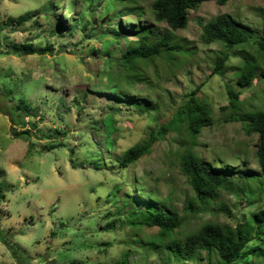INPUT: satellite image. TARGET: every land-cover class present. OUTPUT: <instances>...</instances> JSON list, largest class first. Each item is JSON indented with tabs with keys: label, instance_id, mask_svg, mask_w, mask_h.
<instances>
[{
	"label": "rangeland",
	"instance_id": "1",
	"mask_svg": "<svg viewBox=\"0 0 264 264\" xmlns=\"http://www.w3.org/2000/svg\"><path fill=\"white\" fill-rule=\"evenodd\" d=\"M54 1L63 8L54 5L51 11L47 5ZM110 1L115 12L108 10ZM155 1L0 0V264H116L127 250L129 264H208L204 253L201 262H179L168 258L164 248L150 251L146 242L158 236L156 227L131 230L118 223L116 229H106L116 219H108V213L115 214L125 200L128 205L121 213L143 209L147 193L159 200L154 205L166 201L183 220L168 241H183L209 222L244 224L256 237L249 247L259 244L261 255L236 264H264V238L257 233L261 223L248 224L251 213L264 208V175L259 185L248 184L254 193L221 190L219 199L204 210L197 201L196 213H185L195 194L181 170V156L195 143L182 127L159 139L133 165L121 166L126 150L179 115L187 95L202 86L199 94L211 107L214 125L197 136L195 153L216 168L250 171L258 178L259 136L248 134L243 123L228 121L230 111L225 109L230 106L228 89L233 88L241 93L244 113L264 110V78L258 73L251 87L241 88L240 54L230 58L223 75L211 77L214 61L229 49L221 41L202 40V25L228 14L250 29L252 39H261L264 0H231L225 6L206 1L190 12L186 30L173 33L174 42L189 43L190 54L169 53L167 59L139 62L146 80L130 87L120 81L121 92L114 90L109 78L126 74L121 54L137 39L132 26H155L161 34L170 29L156 21ZM128 8L131 12L121 16ZM58 24L63 28L54 32ZM10 42L51 46L52 51L18 54ZM244 48L255 52L248 44ZM132 102L158 109L143 114L129 106ZM2 108H8L9 115ZM11 119L18 122L17 131H29V140L13 134ZM57 144L61 146L50 150ZM133 238L142 243L135 244Z\"/></svg>",
	"mask_w": 264,
	"mask_h": 264
},
{
	"label": "trees",
	"instance_id": "2",
	"mask_svg": "<svg viewBox=\"0 0 264 264\" xmlns=\"http://www.w3.org/2000/svg\"><path fill=\"white\" fill-rule=\"evenodd\" d=\"M210 0H156L152 4V10L155 19L158 23H166L170 28L165 30L163 34L157 30L155 26H142L133 25V33L136 34L137 39L134 44L128 45L125 52L121 54L120 60L125 68L126 74L115 77L110 76V80L115 82L116 86H112L120 91L119 83L124 81L125 84L130 87L131 83L143 82L146 78L140 75L142 71L138 70L139 62L152 63L156 58H166L169 53L181 52L183 54H190L193 49L188 48L186 40L181 42H174L173 33L179 30H186L189 24V15L191 11H197L206 2ZM220 6L227 5L231 0H216ZM108 10L115 12V6L110 1ZM63 8L62 2L54 1L48 3V7L51 11L55 6ZM131 11H125L121 16H127ZM138 20L141 21L143 14L138 12ZM55 14V13H54ZM12 20V18H11ZM22 22L23 16L18 19ZM139 21V23H140ZM136 22H138L136 20ZM54 32L62 30V25L58 24ZM140 28V30L137 29ZM73 27H68L70 31ZM203 36L202 40L206 43H216L221 41L225 44V47L229 49L227 53H220L219 58L214 61V69L211 73V77L221 76L225 72L226 64L230 61L232 56H239L242 59V66L237 69L238 79L237 83L241 88H249L253 85L258 73L264 78V36L261 39H252V32L250 29L231 15L221 14L216 19L203 23ZM115 36L121 37L120 32L112 29L111 31ZM7 40V39H6ZM1 41V40H0ZM255 47V52L249 53L244 46ZM10 47H13L18 54L24 55H44L52 51L51 46L45 48H36L33 44H16L9 43ZM193 48V47H192ZM96 56H99V50H93ZM104 54H109L108 51ZM166 55V56H165ZM165 56V57H164ZM262 60V62H261ZM123 77V78H122ZM125 77V78H124ZM202 87V86H201ZM201 87L194 89L189 95H187V101L183 105V109L180 110L179 115H175L174 119H171L167 124L162 125L158 131L150 133V138L137 146H132L123 154L121 158V166L128 168L135 162L142 159L149 154L152 147L159 139H164L168 133L177 131L180 127L183 128L185 134L190 138V141L195 143L194 147H189L181 156V170L187 177L188 182L191 184L195 197L193 202L189 203L186 212L193 211L196 208V202L199 201L202 204L200 210H204L205 206L210 202H214L215 199H219L218 193L221 190H233L240 191L242 194L249 191L254 193L253 189L248 187V184L252 181H256L259 185L260 179L264 175V110L259 109L250 113H244L242 104L240 103V92L235 91L233 88L228 89V96L230 100V106L225 110L230 111V122H240L246 127L248 134H257L259 141L256 146V160L260 174L258 178L255 173L250 171L234 172L229 168H216L213 163L205 161L195 153L194 148L197 144V136L202 132L204 128L214 125V120L211 116L210 105L202 97ZM121 92V91H120ZM130 107L138 110L140 113H149L150 111H157V106L149 103L144 105L136 104L132 102ZM28 108L26 105L25 108ZM8 108H2V112L5 115H9ZM15 110V109H14ZM16 111V110H15ZM19 117V116H18ZM13 122L12 132L17 138L29 140L30 135L28 130L17 131L18 122L11 119ZM61 144L51 145L50 150H53ZM235 178V179H234ZM239 185H243L240 187ZM147 198L144 202V208L138 209L133 207V210H127L121 213L123 207L128 205V201L125 200L124 204L116 208L115 214L108 213L106 217H116L115 220L109 222L106 226L107 230H114L117 224L120 223L123 227H129L131 230H138L144 227H156L159 229L157 237L148 239L146 244L151 247L150 251L156 252L161 248H164L168 253L170 259L175 258L177 261H202V253L205 254V259L208 264H236L241 260L250 258V256L256 254L261 255L258 250L262 247L254 242L253 246L249 247L251 241H256V237H252L250 233L253 231L251 226L248 230L244 229L240 224L236 227H232L228 224H217L215 222H209L203 224L197 230L190 233L185 240L171 239L168 237L174 236L175 233L181 229L183 220L178 213L171 208L166 207V201L162 204L154 205V202H159L157 198L151 197L150 193H147ZM131 199V197L129 196ZM152 198L153 201L150 199ZM132 200V199H131ZM134 200V199H133ZM132 203L135 204L136 201ZM256 201V200H255ZM199 211V208L197 209ZM261 223L258 227L259 236L261 240L264 238V208L251 213L250 222L248 224ZM247 224V223H246ZM245 224V225H246ZM135 244H141L142 239H132ZM127 247L131 246L130 242H127ZM169 261H172L170 260ZM116 264H129L128 250L124 252L120 260Z\"/></svg>",
	"mask_w": 264,
	"mask_h": 264
}]
</instances>
